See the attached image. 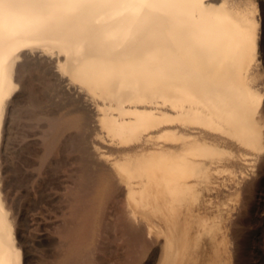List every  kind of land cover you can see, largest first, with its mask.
<instances>
[{"label":"bare ground","instance_id":"bare-ground-1","mask_svg":"<svg viewBox=\"0 0 264 264\" xmlns=\"http://www.w3.org/2000/svg\"><path fill=\"white\" fill-rule=\"evenodd\" d=\"M0 264H264V0H0Z\"/></svg>","mask_w":264,"mask_h":264}]
</instances>
